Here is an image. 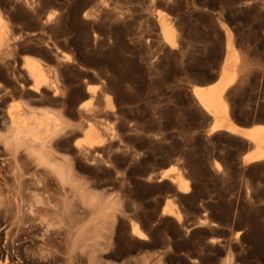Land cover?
Here are the masks:
<instances>
[{"label":"rangeland","instance_id":"rangeland-1","mask_svg":"<svg viewBox=\"0 0 264 264\" xmlns=\"http://www.w3.org/2000/svg\"><path fill=\"white\" fill-rule=\"evenodd\" d=\"M0 10L18 36L0 57V264H264V161H241L240 136L207 134L191 94L231 53L232 112L264 124V0H0ZM24 54L55 94L28 88ZM44 108L57 131L10 139L7 110ZM89 129L101 143L76 147ZM169 166L187 192L158 179Z\"/></svg>","mask_w":264,"mask_h":264},{"label":"bare ground","instance_id":"bare-ground-1","mask_svg":"<svg viewBox=\"0 0 264 264\" xmlns=\"http://www.w3.org/2000/svg\"><path fill=\"white\" fill-rule=\"evenodd\" d=\"M83 15H85V13H83ZM155 15L162 39L170 48L175 47L172 26L168 17H166V14L162 11H157ZM17 38L18 36L11 32L8 19L0 10V57L8 53ZM230 59H232L231 53L228 55L226 54L219 66L216 79L212 82L192 86L191 94L197 105L209 118L207 134L225 131L229 134L240 136L249 145V148L241 154V161L244 164L264 161V124L259 122L250 125L239 124L238 122H247L248 120L243 115H239L238 117L234 116L231 104L226 96L227 90L234 81L233 71L229 69ZM41 62L42 61L36 56L26 54L21 56V67L31 80L28 88L36 91L40 86L51 85L53 94H55L57 89L54 79H50L46 76L45 69ZM87 91H89L88 88ZM78 107L84 108L83 103H80ZM42 110L38 118L35 117L34 114L29 113L22 115L16 111L7 110V131L9 132L10 139L16 141L21 137L29 136L31 140H37L38 137L36 136L35 130L41 127H44L45 132L50 134L57 131V124L59 123L57 119L45 108ZM239 110H248V108L241 109L240 107ZM236 114H238V112ZM100 143L101 139H97L94 130L89 129L85 138H83V140H75L74 145L76 147L87 146L91 148ZM40 151L39 149L33 151L36 159L46 164L57 176L62 178L65 175L64 168L48 160L46 157L47 155L42 154ZM215 166L218 168V165L215 164ZM160 178H169L180 192L185 193L189 189L188 179L176 166H169L163 169L158 179ZM163 208L164 205L162 209ZM170 212H172V209H170ZM176 216H178V214ZM204 221V219L200 220L201 223H204ZM131 233L139 238L144 237L143 232L136 223L131 224Z\"/></svg>","mask_w":264,"mask_h":264}]
</instances>
